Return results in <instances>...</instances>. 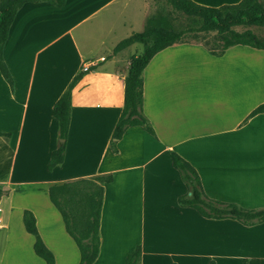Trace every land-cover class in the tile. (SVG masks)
<instances>
[{
  "label": "crops",
  "instance_id": "1",
  "mask_svg": "<svg viewBox=\"0 0 264 264\" xmlns=\"http://www.w3.org/2000/svg\"><path fill=\"white\" fill-rule=\"evenodd\" d=\"M193 1L220 7L242 0ZM132 2H27L18 10L4 48L13 87L0 72V132L10 135L0 136V264H45L24 226L25 210L55 264H78L79 248L48 188L109 174L94 264H125L136 245L140 264H264V222L246 226L180 206L178 197L189 192L172 165V152L186 159L211 199L264 202V113L251 116L264 102V49L236 45L212 54L202 44L177 43L156 53L142 73L143 111L154 134L130 127L113 152L130 61L140 53L137 43L113 49L137 32L134 25L143 27L145 14L142 2ZM100 57L106 60L72 91L64 161L50 171L61 142L54 104L83 62Z\"/></svg>",
  "mask_w": 264,
  "mask_h": 264
},
{
  "label": "trees",
  "instance_id": "2",
  "mask_svg": "<svg viewBox=\"0 0 264 264\" xmlns=\"http://www.w3.org/2000/svg\"><path fill=\"white\" fill-rule=\"evenodd\" d=\"M67 0H0V72L13 87L14 80L4 58V48L9 37L10 27L18 10L27 2H48L62 7ZM178 11L190 18L194 25L179 29L172 19L160 11L150 13L143 29L132 33L119 41L113 49L117 53L133 44H141L142 51L132 56L125 82V99L122 114L114 130L111 149L117 152L118 141L127 129L144 126L154 134L148 125L143 111V78L142 73L152 57L159 51L177 43H188L184 40L187 33L215 32L216 46L208 49L212 54H223L236 45H247L256 49H264V37L255 31L246 29L237 31L235 26L252 24L264 26V0H242L238 4L210 7L198 4L193 0H164ZM85 72L77 73L66 90L53 107V116L58 121L59 137L63 140L53 150L48 170H53L64 161L66 140L71 118L72 91ZM264 113V102L251 113L254 116ZM0 136L9 134L0 132ZM172 165L180 173L188 192L178 197L182 207L193 208L205 218L239 221L246 226L264 222V207L246 208L234 202H224L208 197L202 186L197 170L182 156L172 152ZM113 180V176L98 175L91 178L77 179L52 184L48 188L51 202L60 212L66 231L74 239L80 251L78 264H94L100 251V215L104 199V188ZM3 190L0 188V199ZM23 222L26 230L35 237L34 252L45 264H55V256L45 245L36 225V218L30 210H25ZM141 245H136L128 253L125 264H140ZM209 264H216L211 261ZM244 264H248L247 261Z\"/></svg>",
  "mask_w": 264,
  "mask_h": 264
},
{
  "label": "rangeland",
  "instance_id": "3",
  "mask_svg": "<svg viewBox=\"0 0 264 264\" xmlns=\"http://www.w3.org/2000/svg\"><path fill=\"white\" fill-rule=\"evenodd\" d=\"M140 2H142L143 6H144V18H143V26L145 23V19L146 17L150 14L153 13L155 11H160L165 15H168L173 23L176 25L177 28L179 29H184V28H188L189 26H197L198 25H194L193 21L188 18L186 15H184L181 12L178 11H174V9L172 8V6L170 4H168L167 2H165L164 0H133L132 4L137 5ZM87 24H82L80 25V27H78L75 30L76 35H78V37L80 36L81 32L84 30L85 26ZM133 29H136L137 31H140L143 29L142 26H133ZM130 25L127 22V18L125 21V27L123 29V34L125 36L129 35L130 33ZM234 29H236L237 31H244L246 29H251L253 31H255L257 34H259L261 37H264V26H256V25H252V24H244V25H239V26H235ZM215 32H210V33H204V32H198V31H194L191 33H187L184 37V40L187 41L188 43H198V44H202L204 45L207 49H213L216 46V42H215ZM103 50V48L101 47H95V52L98 54L101 53V51ZM136 49L137 51L141 52L142 50V46L141 45H136ZM249 206H246L248 208H261L264 205V202H259V203H252V204H248Z\"/></svg>",
  "mask_w": 264,
  "mask_h": 264
},
{
  "label": "built area",
  "instance_id": "4",
  "mask_svg": "<svg viewBox=\"0 0 264 264\" xmlns=\"http://www.w3.org/2000/svg\"><path fill=\"white\" fill-rule=\"evenodd\" d=\"M105 60H106V57L91 58V59L85 60L82 64V71L84 72L89 71L93 69L94 67L98 66L100 62L105 61ZM0 226H1V222H0Z\"/></svg>",
  "mask_w": 264,
  "mask_h": 264
},
{
  "label": "water",
  "instance_id": "5",
  "mask_svg": "<svg viewBox=\"0 0 264 264\" xmlns=\"http://www.w3.org/2000/svg\"><path fill=\"white\" fill-rule=\"evenodd\" d=\"M60 141H61V142H63V140H62V139H61Z\"/></svg>",
  "mask_w": 264,
  "mask_h": 264
}]
</instances>
